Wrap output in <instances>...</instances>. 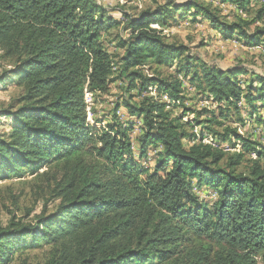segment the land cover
I'll return each instance as SVG.
<instances>
[{
  "label": "trees",
  "instance_id": "16d2710c",
  "mask_svg": "<svg viewBox=\"0 0 264 264\" xmlns=\"http://www.w3.org/2000/svg\"><path fill=\"white\" fill-rule=\"evenodd\" d=\"M205 1L122 16L129 36L118 43L117 71L128 83L121 106L142 123L136 158L132 127L116 116L120 106L111 120L98 119L94 110L93 124L86 118L85 93L108 91L115 65L103 36L120 22L96 0H0V51L8 66L0 81L16 80L18 88L0 110L12 123L0 134V180L27 172L47 197L33 222L29 211L11 215L6 226L0 221V264H8L26 239L49 246L41 264H256L264 252V147L230 125L244 122L240 103L259 120L264 77L258 87H243L242 68L207 66L151 28L164 26L175 12L192 11L226 39L264 45V27L249 31L264 19V4L251 21L226 22L213 0ZM216 1L240 11L250 2ZM176 62L168 76L156 70ZM178 75L214 108L191 112L190 122L182 121L187 108L174 115L170 103L184 106ZM208 135L240 149L229 153L203 142ZM149 148H160L153 168L141 164ZM245 162L246 171L237 172ZM194 186L212 189L215 200L200 201Z\"/></svg>",
  "mask_w": 264,
  "mask_h": 264
},
{
  "label": "rangeland",
  "instance_id": "374dc122",
  "mask_svg": "<svg viewBox=\"0 0 264 264\" xmlns=\"http://www.w3.org/2000/svg\"><path fill=\"white\" fill-rule=\"evenodd\" d=\"M98 4L103 6L108 15L117 19L120 22L117 26L111 27L103 36L105 46L108 53L112 57L115 65L114 74L108 86V91L105 94L92 97L91 94L85 93L86 118L89 124H93V114L100 120H111L112 112L117 106H120L116 112V116L125 126H131L130 140L134 155L139 156V149L137 138L142 132V123L128 116L127 112L121 106L122 102L128 99L127 82L118 78V56L123 54L122 49L118 48V43L121 39H126L129 36V30L125 26L124 18L135 17L138 13L146 8L154 9L158 5H164L170 2H182L183 0H96ZM205 2H210L206 0ZM212 6H215L220 14L224 17L226 22H234L236 20L251 21L255 17L257 9L264 4V0H250L248 10L240 11L236 6L229 3L221 4L216 0L211 1ZM174 19L164 20V26L159 25L160 30L163 31L165 39L170 43L181 44L188 50V54L194 59L206 64L207 66L216 67L222 70L230 68H242L247 73L238 77L239 82L244 87L250 82L254 83V87H258L259 78L264 77V45L259 42V39L254 41L251 45H245L243 41L239 40L237 36L233 38H224L218 30H214L207 20L201 16H193L190 11L186 15L182 12H175ZM155 24V23H153ZM264 19L260 22H255L251 25L250 33L255 32V28H263ZM8 69L7 63L1 57L0 51V71ZM177 69V62L171 67L157 68L158 73L162 76H168ZM142 72L146 76H152L153 72L148 71L147 68H142ZM183 91V107L179 105L169 104L172 113L176 116H181L184 108L190 112L184 114L183 122H190L194 114L191 112H199L204 108L212 109L214 106L207 101L205 96L197 93L192 83L187 78L178 75ZM16 80L8 79L0 81V110L7 105L18 91ZM153 88V87H151ZM131 95L135 96L136 92L131 91ZM139 98H134L132 102H137ZM242 111L243 124L233 123L230 126L237 128V132L245 138L257 142L264 147V109H259L256 118H249L245 113V105L239 104ZM12 123L9 119L0 117V134L8 132ZM104 123L99 124L103 126ZM194 133L198 134L199 128H193ZM207 140L215 146L220 147L226 152L232 153L240 149L239 144L234 146L229 143H219L212 140L208 135L202 140ZM205 142V141H203ZM188 146L190 143L184 141ZM238 146V149H236ZM160 150L149 148L147 150L145 161H141L142 166L153 168L157 151ZM255 157L254 154L251 155ZM246 162L237 167V172L246 171ZM30 182H33L32 175L25 172L21 176L4 178L0 180V221L3 226L8 224L11 215L17 217H24L29 211L30 217L28 221L34 220V216L38 215L44 206V200L47 198L42 196L40 192L32 187ZM193 192L207 204H211L215 200V192L212 189L205 187L194 186ZM48 211L51 210V205H48ZM31 239H26L25 244L21 249H15L11 260L8 264H41L45 260V251L49 246L40 242V245L31 246L29 243ZM256 264H264V252L256 257Z\"/></svg>",
  "mask_w": 264,
  "mask_h": 264
},
{
  "label": "bare ground",
  "instance_id": "6f19581e",
  "mask_svg": "<svg viewBox=\"0 0 264 264\" xmlns=\"http://www.w3.org/2000/svg\"><path fill=\"white\" fill-rule=\"evenodd\" d=\"M151 28L154 29V30H157V31L160 30V28H159V26H158L157 24H152V25H151ZM162 100H164V101H168L167 96H164ZM204 141H205L206 143H210V142H208L207 140H204Z\"/></svg>",
  "mask_w": 264,
  "mask_h": 264
}]
</instances>
